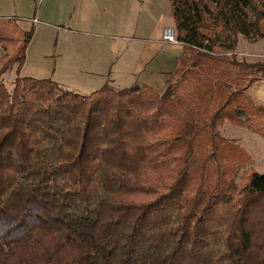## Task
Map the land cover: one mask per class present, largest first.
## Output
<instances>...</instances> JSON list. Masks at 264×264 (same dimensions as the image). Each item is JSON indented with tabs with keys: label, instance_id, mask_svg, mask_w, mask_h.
Returning a JSON list of instances; mask_svg holds the SVG:
<instances>
[{
	"label": "trees",
	"instance_id": "1",
	"mask_svg": "<svg viewBox=\"0 0 264 264\" xmlns=\"http://www.w3.org/2000/svg\"><path fill=\"white\" fill-rule=\"evenodd\" d=\"M168 3L181 51L160 91L22 76L34 28L0 16V264H264V173L219 132L264 139L246 92L264 61L235 53L264 36V0Z\"/></svg>",
	"mask_w": 264,
	"mask_h": 264
},
{
	"label": "rangeland",
	"instance_id": "2",
	"mask_svg": "<svg viewBox=\"0 0 264 264\" xmlns=\"http://www.w3.org/2000/svg\"><path fill=\"white\" fill-rule=\"evenodd\" d=\"M141 1L0 0V16L18 18L20 28L25 29L27 25L31 24L28 22V18H32L34 15L40 22L35 24L33 36L26 48L25 61L21 67L20 75L51 78L64 88L81 94L99 88L104 82L105 77L103 74L105 73L106 78L110 77L117 84H124L121 87L128 86L127 78H124L123 83H120L119 80L126 76L125 65L132 60L133 52L140 49V44H127L124 39L107 38L102 37V35L86 40H82L79 35H71L75 38L70 39L66 35L57 34L56 27L52 28L51 24L67 23L68 28L89 27L92 32H103L104 29L115 25L117 20H120L121 16L124 15V11L118 14V9L121 5H125L128 13L132 12L134 15V26L132 24H129V26L137 32L136 34L148 36L157 22L158 14H168V0H165V7L162 0H149L146 6H143ZM85 9L88 12L87 16H83ZM87 17L89 19H86ZM146 26L148 30H146ZM138 29L144 33L142 34ZM262 40L253 45L251 42L239 38L235 49L237 58L247 61L253 60L255 57L250 56L249 51L262 50L264 52V37ZM124 49L125 51L122 52ZM2 53L3 50L0 46V55ZM117 55L118 61L124 62L125 65L110 67V62H113L114 56ZM85 56L88 57V60L85 59ZM87 61L89 62L88 65L85 64ZM85 67L99 73L87 76L82 72L85 71ZM15 74V68L3 73L2 78L7 88L12 87ZM165 77H167V74ZM257 80L259 81V78L254 81L256 84H252L251 92L259 90L260 83ZM109 85L118 88L110 81ZM260 90L264 93L262 88ZM250 96L253 98L251 93ZM253 100L256 104H260L254 98ZM219 132L223 137L238 144L249 154L250 161L241 171L253 169L256 172L264 173L263 138L245 127L231 123L221 124Z\"/></svg>",
	"mask_w": 264,
	"mask_h": 264
},
{
	"label": "crops",
	"instance_id": "3",
	"mask_svg": "<svg viewBox=\"0 0 264 264\" xmlns=\"http://www.w3.org/2000/svg\"><path fill=\"white\" fill-rule=\"evenodd\" d=\"M147 1L149 0H142L141 4L143 6L147 5ZM165 7V0H162ZM169 6V3H168ZM84 12L83 16H87L88 12L87 9ZM124 11V15L121 16L120 20H117L115 25H112L111 27H107L103 30V32H92V29H89V27L81 28L76 27L74 28H68L67 23H61V24H51L52 28H58L56 30L57 34L66 35L70 37V39H73L75 37H72L71 35H79L82 40H86L88 38L97 37V35H102V37L107 38H118L120 40L124 39L127 44H140V49L136 52H133V57L130 62H128L126 65L124 62H119L117 56H114L113 62H110V67L113 65L117 66H124L125 65V73L126 76L123 77V79L119 80L120 83L127 78L129 84H132L134 82L144 84L152 89L160 90L163 87L164 81H165V75L170 72L173 68V62L177 55H179L181 51V44L179 42L175 43H166L161 40L160 38V31L162 27L165 25L173 26L172 17L170 14V10L168 9V14L160 13L157 16V22L154 25L153 29L149 32L148 36H140L136 34L135 30L129 26V24H133L134 15L132 12L128 13L126 6H122L118 9V14ZM164 12V11H163ZM167 17V19H166ZM86 19H89L87 17ZM28 22L31 24L27 25L25 29H29L31 26H33L35 30V24L40 23L39 19L34 15L32 18H28ZM46 24V23H42ZM23 28V27H22ZM146 30H148L146 26ZM142 34L144 33L142 30H139ZM70 35H69V33ZM116 32V33H114ZM96 35V36H95ZM264 37V36H263ZM257 39L254 42H251L253 45L258 44L259 42L263 41L262 38ZM77 39V38H76ZM244 40V39H243ZM129 42V43H128ZM125 49L122 51L124 52ZM245 54V53H244ZM250 56L255 57L253 60H248V62L253 61H264V52L262 50H253L249 51ZM262 56L261 58H259ZM88 57L85 56V59ZM247 61V60H246ZM86 65L89 64L87 61L85 63ZM82 70V69H81ZM87 76L94 75L99 72H95L91 70L90 68L85 67V71H82ZM80 73V71H78ZM104 82L110 81L112 84H114L116 87L121 88L124 84H117L116 81L113 78L108 77L106 78V73L103 74ZM125 78V79H124ZM258 81V80H257ZM260 86L259 90H254L251 92L250 88L252 87V83L247 89L246 92L249 95V97L253 100V98L259 102L262 105L264 104V93L260 90H264V76L259 78ZM128 84V85H129ZM256 84V82L254 83ZM126 87V86H125ZM250 93L252 94L253 98L250 96ZM254 101V100H253Z\"/></svg>",
	"mask_w": 264,
	"mask_h": 264
},
{
	"label": "built area",
	"instance_id": "4",
	"mask_svg": "<svg viewBox=\"0 0 264 264\" xmlns=\"http://www.w3.org/2000/svg\"><path fill=\"white\" fill-rule=\"evenodd\" d=\"M160 38L166 43H175V32L172 26H164L160 31Z\"/></svg>",
	"mask_w": 264,
	"mask_h": 264
}]
</instances>
